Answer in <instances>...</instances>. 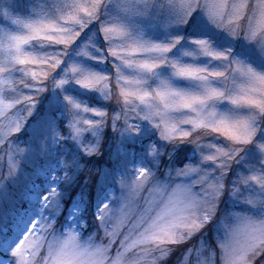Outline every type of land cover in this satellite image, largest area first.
Returning a JSON list of instances; mask_svg holds the SVG:
<instances>
[{
    "label": "snow or ice",
    "instance_id": "snow-or-ice-1",
    "mask_svg": "<svg viewBox=\"0 0 264 264\" xmlns=\"http://www.w3.org/2000/svg\"><path fill=\"white\" fill-rule=\"evenodd\" d=\"M18 8L0 0V264H264V0Z\"/></svg>",
    "mask_w": 264,
    "mask_h": 264
},
{
    "label": "rangeland",
    "instance_id": "rangeland-1",
    "mask_svg": "<svg viewBox=\"0 0 264 264\" xmlns=\"http://www.w3.org/2000/svg\"><path fill=\"white\" fill-rule=\"evenodd\" d=\"M17 3L19 5V8L16 12H13L12 15L13 16H19L22 19H27V18H31L28 15V12L25 10L26 7L29 4V0H17ZM0 29H7L10 31H15L16 30V26L12 25L10 23V21L4 20L2 17H0ZM106 131L109 133V135H111V129L110 127L108 129H106ZM205 139H210V138H205ZM30 169H25V171H28ZM21 181H23V176L21 177ZM20 190H23V184L21 183L19 186ZM117 195H119V189L117 186ZM143 195H147V193H144ZM138 203L143 204V197H141V199L138 201ZM21 210L25 209L28 207L27 202H22V204L20 205ZM0 226H3V222L0 221ZM90 231L94 232V229H90ZM101 235H103L101 233ZM209 237L211 239V242L213 243V245H215L216 239L220 238V239H224V232L223 230H221L220 232H215V231H211L209 233ZM85 238H86V234H85ZM199 239V238H196ZM196 239H194L191 243L195 244L196 243ZM106 242V241H105ZM187 247V246H184ZM184 247H180L177 248L175 250V252L171 255V257L163 262H161V264H179V260L181 257V253L184 251Z\"/></svg>",
    "mask_w": 264,
    "mask_h": 264
}]
</instances>
